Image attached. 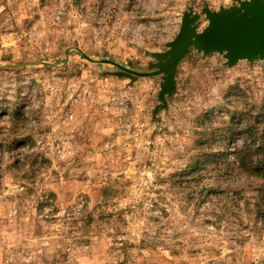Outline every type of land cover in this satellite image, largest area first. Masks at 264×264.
I'll return each mask as SVG.
<instances>
[{"label": "rangeland", "instance_id": "374dc122", "mask_svg": "<svg viewBox=\"0 0 264 264\" xmlns=\"http://www.w3.org/2000/svg\"><path fill=\"white\" fill-rule=\"evenodd\" d=\"M236 4L0 0V264H264V60L116 73Z\"/></svg>", "mask_w": 264, "mask_h": 264}, {"label": "water", "instance_id": "95a60500", "mask_svg": "<svg viewBox=\"0 0 264 264\" xmlns=\"http://www.w3.org/2000/svg\"><path fill=\"white\" fill-rule=\"evenodd\" d=\"M236 5L219 10L202 9L207 24L198 29L199 15L185 12L179 31L167 43V50L156 53L157 61L150 63V71H137L119 66L118 75L137 76L161 75L158 97L164 103L165 96L175 89V76L179 62L190 48L208 54H222L228 65L238 60H264V0H236Z\"/></svg>", "mask_w": 264, "mask_h": 264}, {"label": "trees", "instance_id": "16d2710c", "mask_svg": "<svg viewBox=\"0 0 264 264\" xmlns=\"http://www.w3.org/2000/svg\"><path fill=\"white\" fill-rule=\"evenodd\" d=\"M240 160H241V165H243V166H244V159H243V158H241ZM253 166H257V165H251V167H253ZM247 168H248V167H247Z\"/></svg>", "mask_w": 264, "mask_h": 264}]
</instances>
